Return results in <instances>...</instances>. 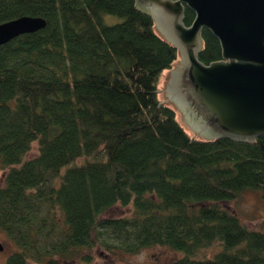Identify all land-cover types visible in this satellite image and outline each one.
I'll use <instances>...</instances> for the list:
<instances>
[{
    "label": "trees",
    "instance_id": "trees-1",
    "mask_svg": "<svg viewBox=\"0 0 264 264\" xmlns=\"http://www.w3.org/2000/svg\"><path fill=\"white\" fill-rule=\"evenodd\" d=\"M19 16L44 25L0 45V230L15 246L4 264H92L95 245L183 252L165 264H264V229L219 205L264 198V134L185 132L156 91L177 50L134 0H0V23ZM193 16L184 6L183 23ZM200 39L198 60H218L208 29ZM114 204L131 213L102 216Z\"/></svg>",
    "mask_w": 264,
    "mask_h": 264
},
{
    "label": "water",
    "instance_id": "water-1",
    "mask_svg": "<svg viewBox=\"0 0 264 264\" xmlns=\"http://www.w3.org/2000/svg\"><path fill=\"white\" fill-rule=\"evenodd\" d=\"M134 6L177 50L156 91H163L157 97L167 101L190 137L252 141L264 134V0H134ZM184 6L194 15L188 25L182 21ZM43 25L32 16L4 21L0 45ZM202 28L220 47V58L207 64L197 58Z\"/></svg>",
    "mask_w": 264,
    "mask_h": 264
},
{
    "label": "rangeland",
    "instance_id": "rangeland-1",
    "mask_svg": "<svg viewBox=\"0 0 264 264\" xmlns=\"http://www.w3.org/2000/svg\"><path fill=\"white\" fill-rule=\"evenodd\" d=\"M120 20L114 15H104L103 21L105 24H113ZM178 59V58H177ZM160 78V76H159ZM159 84V80H158ZM157 84V88L159 89ZM163 92L159 90L158 93ZM161 100V99H159ZM165 103L167 102L164 100ZM193 137V136H192ZM35 144L31 146L28 155L33 154ZM5 170L0 166V185L3 182ZM223 208L236 214L238 218L249 228L262 230L264 229V198L258 190H245L239 193L235 199L223 203H219ZM131 213L129 206H121L119 204L112 205L109 209L103 212L102 216H127ZM0 264H4V260L8 254L15 250V246L8 239L3 231L0 230ZM216 250L215 246L205 248L198 253V256L210 257ZM179 251V250H178ZM175 251L166 246H150L145 247L133 254L123 253L117 250L112 252L95 245L90 250L92 264H165L167 261L173 260L183 255L182 251ZM35 264V263H30ZM63 264H81L78 258L69 259Z\"/></svg>",
    "mask_w": 264,
    "mask_h": 264
},
{
    "label": "flooded vegetation",
    "instance_id": "flooded-vegetation-1",
    "mask_svg": "<svg viewBox=\"0 0 264 264\" xmlns=\"http://www.w3.org/2000/svg\"><path fill=\"white\" fill-rule=\"evenodd\" d=\"M172 67H173V66H172ZM172 67H171V68H169L168 70L172 69Z\"/></svg>",
    "mask_w": 264,
    "mask_h": 264
}]
</instances>
